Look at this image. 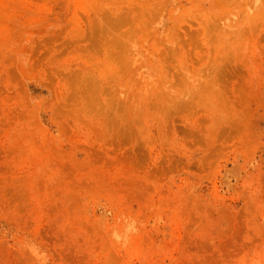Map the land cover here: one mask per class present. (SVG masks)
Segmentation results:
<instances>
[{"label":"rangeland","instance_id":"rangeland-1","mask_svg":"<svg viewBox=\"0 0 264 264\" xmlns=\"http://www.w3.org/2000/svg\"><path fill=\"white\" fill-rule=\"evenodd\" d=\"M238 1L0 0V264H264Z\"/></svg>","mask_w":264,"mask_h":264},{"label":"bare ground","instance_id":"bare-ground-1","mask_svg":"<svg viewBox=\"0 0 264 264\" xmlns=\"http://www.w3.org/2000/svg\"><path fill=\"white\" fill-rule=\"evenodd\" d=\"M239 5H244V7L252 14L253 11L257 10L259 7L264 6V0H239ZM140 60V59H138ZM143 74V73H142ZM145 75V73L143 74ZM142 75V76H143ZM148 75V74H146ZM149 76V75H148ZM145 77V76H144ZM153 80V78H152ZM151 80V82H152ZM154 81V80H153ZM154 84V82H153ZM151 89V88H150ZM148 91V90H147Z\"/></svg>","mask_w":264,"mask_h":264}]
</instances>
